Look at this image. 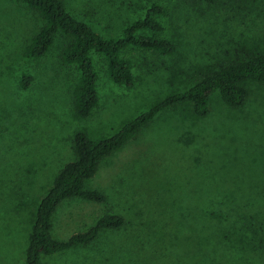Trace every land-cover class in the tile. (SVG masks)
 Listing matches in <instances>:
<instances>
[{
    "label": "rangeland",
    "instance_id": "obj_1",
    "mask_svg": "<svg viewBox=\"0 0 264 264\" xmlns=\"http://www.w3.org/2000/svg\"><path fill=\"white\" fill-rule=\"evenodd\" d=\"M59 1L102 37L116 36L157 4L165 10L156 18L160 36L176 52L163 57L121 51L133 76L128 90L109 81L101 57L93 54L97 103L88 118L78 119L71 97L76 73L60 60L67 39L57 34L46 55L28 59L27 47L42 21L23 4L0 0V264H24L37 205L58 170L74 160V133H84L91 143L106 139L202 75L264 53V0ZM22 73L30 76L26 90L18 87ZM241 85L247 98L240 108L226 107L217 93L210 95L204 117L177 105L103 159L84 189L99 191L105 202H62L50 236L65 241L105 213L120 216L123 227L101 232L86 247L42 256V263L264 264V222L249 227L258 233L244 240L245 247L183 246L187 236L199 241L198 225L192 224L201 214L199 204L264 201V87ZM176 242L182 245L173 247Z\"/></svg>",
    "mask_w": 264,
    "mask_h": 264
},
{
    "label": "trees",
    "instance_id": "obj_2",
    "mask_svg": "<svg viewBox=\"0 0 264 264\" xmlns=\"http://www.w3.org/2000/svg\"><path fill=\"white\" fill-rule=\"evenodd\" d=\"M15 1L37 13L42 21L27 47L28 59L37 60L46 55L57 34L67 39V44L61 50L60 60L76 73L71 97L72 112L78 119L88 118L97 103L93 54L101 57L109 81L128 90L132 86L133 76L130 62L121 57V51L132 48L163 57H171L176 52L175 45L160 36L163 29L156 18L164 16L165 10L154 3L149 4L141 17L124 26L116 36L102 37L90 26L72 17L59 0ZM200 1L206 5L214 3V0ZM247 81L264 87V53L226 64L202 75L184 91L164 97L124 123L106 139L91 143L84 133H74V160L58 170L50 188L37 205L24 252V264H43L42 256L60 254L75 247H86L96 241L101 232L121 229L123 219L118 215L105 213L85 232L75 233L65 241H56L50 236L52 216L62 202L70 199L97 204L105 202V196L99 191L84 189L85 181L94 176L103 159L135 139L162 112L187 104L195 117H204L213 93L218 94L226 107L240 108L247 98V92L241 84ZM29 82L30 76L20 74L19 89L26 90ZM198 206L201 214L192 217V224L198 225V230H193L198 233L199 241H193L191 236H187L184 247H245L244 240L258 233L249 227L255 221L258 224L264 222V201L227 198L226 201H208ZM180 244L182 242H176L173 247Z\"/></svg>",
    "mask_w": 264,
    "mask_h": 264
}]
</instances>
